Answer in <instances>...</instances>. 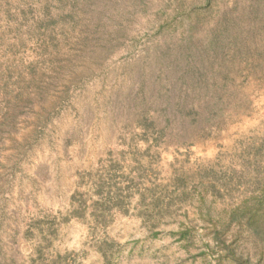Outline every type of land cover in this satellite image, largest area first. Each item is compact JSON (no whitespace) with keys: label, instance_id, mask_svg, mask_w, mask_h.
I'll list each match as a JSON object with an SVG mask.
<instances>
[{"label":"rangeland","instance_id":"1","mask_svg":"<svg viewBox=\"0 0 264 264\" xmlns=\"http://www.w3.org/2000/svg\"><path fill=\"white\" fill-rule=\"evenodd\" d=\"M0 264H264V0H0Z\"/></svg>","mask_w":264,"mask_h":264},{"label":"trees","instance_id":"2","mask_svg":"<svg viewBox=\"0 0 264 264\" xmlns=\"http://www.w3.org/2000/svg\"><path fill=\"white\" fill-rule=\"evenodd\" d=\"M186 18H190L189 13L184 14ZM183 16V17H184ZM204 16H206L204 13H198L194 19H191L190 21V32L185 29H182L181 32H178L179 37L177 39L174 38V34L177 33V27L172 25L171 23L173 22H164L161 23L157 30L158 34H164L166 33V38L163 40V42L160 44V53L161 55L165 58H171L172 60L175 59H185L187 61H197L199 63V67L194 69L191 68V72L189 70H184L182 73L179 75L177 82H179L182 86L184 85L186 88L183 90L185 94V98L190 100L188 103L185 105V109L187 111H190L192 115H194L193 121L195 123H198L200 126V130H203L207 128V126L210 123V120H212V117L216 116L218 114L219 110V104L220 100L222 98L221 95V90L222 87L224 86V83H220L217 86V95H216V101L213 103V106L210 107L209 103H206V94H197L196 92L193 95V92L191 89H194V82L198 84V86H201V88H206L207 87V79L206 77L207 72L206 68L204 66V60L207 56V53L213 50H227L228 52L233 51L237 52L238 46L241 43H238L234 37L229 38L225 37L224 35L225 32L222 30L214 35V39L208 42L210 45L206 49L199 48L195 42V37H194V29L198 24L200 25L201 22L204 20ZM179 23L181 26L184 24V21L179 20ZM173 27L172 29H170ZM184 30V31H183ZM222 35V38H221ZM175 39V40H174ZM235 54H233V57ZM178 84V83H177ZM182 89L180 90L181 92L183 91ZM195 90V89H194ZM169 95H172L171 91H169ZM193 95V96H191Z\"/></svg>","mask_w":264,"mask_h":264}]
</instances>
